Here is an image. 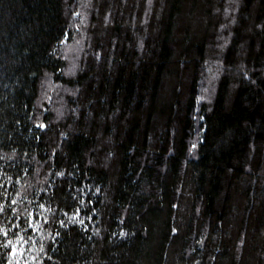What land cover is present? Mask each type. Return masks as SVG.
Returning a JSON list of instances; mask_svg holds the SVG:
<instances>
[{
  "label": "trees",
  "instance_id": "16d2710c",
  "mask_svg": "<svg viewBox=\"0 0 264 264\" xmlns=\"http://www.w3.org/2000/svg\"><path fill=\"white\" fill-rule=\"evenodd\" d=\"M0 204V264H264V0H0Z\"/></svg>",
  "mask_w": 264,
  "mask_h": 264
},
{
  "label": "snow or ice",
  "instance_id": "6c2138e0",
  "mask_svg": "<svg viewBox=\"0 0 264 264\" xmlns=\"http://www.w3.org/2000/svg\"><path fill=\"white\" fill-rule=\"evenodd\" d=\"M193 147H195V145H193ZM11 203L15 204L16 201L13 200ZM41 207H43V205H41ZM12 211L15 212V209H12ZM4 212H5V206L3 204H0V213H4ZM30 215L34 216V214H30ZM26 223L28 224L29 228L33 227V224H32L31 220L26 221ZM61 223H63V222L61 221ZM13 227L19 228V225H14ZM22 231H26V230H22ZM0 232H2V234H3V236L5 238L8 237V232L7 231H4L3 229H0ZM19 239L21 241H23L24 243H27V241L24 239L23 236H20ZM2 246L5 247V248H9L10 249L9 252H8V256L10 257V259L8 261V264H13V261H15V264H19V259H17V257H21L22 258L24 256V254H25V249L23 247H19L17 245H13L11 240H7V243L2 245Z\"/></svg>",
  "mask_w": 264,
  "mask_h": 264
}]
</instances>
